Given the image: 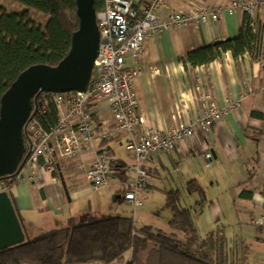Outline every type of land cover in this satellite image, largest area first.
Returning <instances> with one entry per match:
<instances>
[{"label": "crops", "instance_id": "crops-1", "mask_svg": "<svg viewBox=\"0 0 264 264\" xmlns=\"http://www.w3.org/2000/svg\"><path fill=\"white\" fill-rule=\"evenodd\" d=\"M231 1L173 3L178 8L192 4L225 7ZM0 3L8 11L24 8L9 0ZM30 12L33 19L41 17L42 21H35H44L41 13ZM166 16V9L158 12L160 20ZM251 17L252 29L257 33V58L248 51L234 56L227 50L204 65L185 69L182 57L186 53L237 34L242 14L225 9L216 20L164 29L146 38L140 62L145 67L157 65L160 71L141 75L133 83L143 129H166L178 122H189L200 112L194 90L196 73L198 83L219 107L227 102L236 105L208 130L196 128L193 136L149 158L145 165L148 186L141 195L140 207L133 209L123 198V192L130 187L128 166L132 163L125 135L113 130L108 105L98 101L91 106V113L98 128L109 131L110 137L96 150L104 148L114 165L119 166L116 171L122 168L126 175L114 174L109 185L93 189L85 175L94 155L90 150L71 159L57 157V176L38 163L25 167L23 178L9 192L27 232L63 228L72 221L83 223L90 216L105 215L128 216L137 226L151 225L162 230L166 224L165 231H171V211L168 209L170 214L160 218L159 209L165 208L166 191H178L180 203L182 190L188 194L187 207L199 237H208L209 233H215L217 239L221 237L225 264H264V5H259ZM125 63L132 66L135 59L127 56ZM206 152L211 153L208 160L203 156ZM261 218L263 224H257ZM231 226L240 231L225 232ZM211 253L212 257L218 256L219 250Z\"/></svg>", "mask_w": 264, "mask_h": 264}, {"label": "built area", "instance_id": "built-area-1", "mask_svg": "<svg viewBox=\"0 0 264 264\" xmlns=\"http://www.w3.org/2000/svg\"><path fill=\"white\" fill-rule=\"evenodd\" d=\"M173 1L103 0V7L95 12L99 44L88 87L84 92L39 93L43 103L52 102L55 105L58 118L55 125L48 129L41 125L34 114L26 122L23 131L31 152L24 168L33 167L37 164L38 155H42L41 165L52 171L57 157L71 159L90 150L94 155L85 170L88 182L96 190L109 185L114 166L104 148L96 150V146L107 140L110 133L97 128L91 112L87 110L88 102L104 101L113 115V130L125 135V147L132 157V163L128 166L131 183L123 192V198L136 209L142 205V193L147 191L149 173L145 165L149 158L169 151L183 139L193 136L196 128L208 130L236 105L235 102H227L219 107L198 83L199 73H196L194 90L200 112L189 122H178L166 129H143L133 83L141 75H153L160 71L157 65L145 67L140 62L146 38L164 29L216 20L224 9L231 13L253 15L259 5H264V0H232L225 7L192 4L188 8H178ZM162 9L167 10L164 20L158 17ZM127 56L135 59L134 65L126 66ZM139 128H142V132H139ZM203 156L208 160L211 153L206 152ZM16 177L21 180L23 174ZM3 184L0 180V191H7ZM256 223L263 224L262 218Z\"/></svg>", "mask_w": 264, "mask_h": 264}, {"label": "trees", "instance_id": "trees-1", "mask_svg": "<svg viewBox=\"0 0 264 264\" xmlns=\"http://www.w3.org/2000/svg\"><path fill=\"white\" fill-rule=\"evenodd\" d=\"M9 1L24 8L8 11L0 3V98L27 67L56 65L67 54L71 34L78 27L76 0ZM93 6L95 12L99 11L103 0H93ZM30 10L41 13L44 21H35ZM241 14L235 36L186 53L182 57L185 69L204 65L227 50L234 56L248 51L257 58L258 40L251 26L252 17ZM41 98L38 94L33 100L34 115L48 129L57 122L58 113L52 102L45 104ZM92 105L87 103L90 112ZM91 116L94 119L92 113ZM23 138L28 148L24 131ZM111 162L112 176L124 177L126 171L122 168L121 172L116 171L119 166L112 159ZM57 168L55 159L51 171L54 176L58 175ZM16 176L0 177L7 191L18 180ZM165 207L172 213L168 222L171 231L151 225L137 226L128 216L113 215L90 216L83 223L72 221L66 227L39 230L33 235L25 229L23 243L0 250V264H225L221 237L217 239L215 233L199 237L190 208L180 206L178 191H166ZM213 249L219 250L218 256L212 257Z\"/></svg>", "mask_w": 264, "mask_h": 264}, {"label": "water", "instance_id": "water-1", "mask_svg": "<svg viewBox=\"0 0 264 264\" xmlns=\"http://www.w3.org/2000/svg\"><path fill=\"white\" fill-rule=\"evenodd\" d=\"M78 27L67 54L56 64H34L18 74L0 98V177L19 174L31 152L23 130L34 114L33 100L41 92H84L89 84L99 44L93 0H76ZM37 163H43L38 155ZM25 227L9 191H0V250L23 243Z\"/></svg>", "mask_w": 264, "mask_h": 264}, {"label": "rangeland", "instance_id": "rangeland-1", "mask_svg": "<svg viewBox=\"0 0 264 264\" xmlns=\"http://www.w3.org/2000/svg\"><path fill=\"white\" fill-rule=\"evenodd\" d=\"M34 19L35 20H41V17L40 18H38V17H34ZM42 21V20H41ZM181 192H182V194L183 195H181L180 196V206H182V207H187V201H186V198L188 197L187 195V193H186V191H182L181 190ZM160 193V192H159ZM161 194V193H160ZM162 195V194H161ZM199 206V205H198ZM198 206H197V208H198ZM195 207V204L193 205V208ZM197 208H195L196 210H197ZM166 214H170L169 213V210H168V208H161V209H159V217L161 218H164V216L166 215ZM203 226L204 227H207V224L204 222L203 223ZM161 228H163V230H165L166 228H167V225L166 224H163L162 226H161ZM167 230V229H166ZM238 231H240L239 230V227H233V226H231L230 228L229 227H227V229H225V232H228L229 234H237V232ZM29 234L30 235H33L34 233L33 232H30L29 231Z\"/></svg>", "mask_w": 264, "mask_h": 264}]
</instances>
